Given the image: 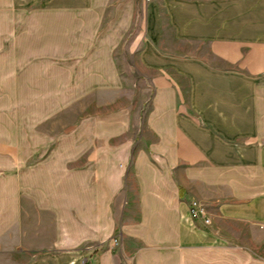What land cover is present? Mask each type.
Segmentation results:
<instances>
[{
	"label": "crops",
	"instance_id": "crops-1",
	"mask_svg": "<svg viewBox=\"0 0 264 264\" xmlns=\"http://www.w3.org/2000/svg\"><path fill=\"white\" fill-rule=\"evenodd\" d=\"M2 8H39V62H67V83L84 94L117 95L100 98V108L117 104L85 117L82 135H68L63 164L39 165V248L18 255L33 256L29 264H189V254L235 264L238 252L264 264V0ZM192 201L209 223L191 217Z\"/></svg>",
	"mask_w": 264,
	"mask_h": 264
},
{
	"label": "rangeland",
	"instance_id": "rangeland-1",
	"mask_svg": "<svg viewBox=\"0 0 264 264\" xmlns=\"http://www.w3.org/2000/svg\"><path fill=\"white\" fill-rule=\"evenodd\" d=\"M69 74L67 62H39V8L0 9V264H29L34 257L15 249L39 248V165L63 164L68 135H82L85 117L117 104L100 108L101 97L117 95L84 94L81 84L67 83ZM236 230L243 245V225ZM234 263L245 264L244 255L237 252ZM189 264L196 255L189 254Z\"/></svg>",
	"mask_w": 264,
	"mask_h": 264
},
{
	"label": "built area",
	"instance_id": "built-area-1",
	"mask_svg": "<svg viewBox=\"0 0 264 264\" xmlns=\"http://www.w3.org/2000/svg\"><path fill=\"white\" fill-rule=\"evenodd\" d=\"M190 215L193 219H201L203 223H209V219L206 217L204 207L197 201L190 203ZM90 264V263H87Z\"/></svg>",
	"mask_w": 264,
	"mask_h": 264
}]
</instances>
